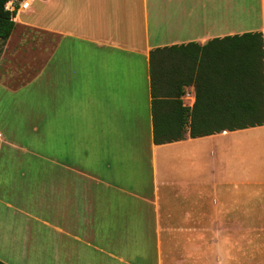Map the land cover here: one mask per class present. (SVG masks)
<instances>
[{
    "label": "crops",
    "instance_id": "0c3cea01",
    "mask_svg": "<svg viewBox=\"0 0 264 264\" xmlns=\"http://www.w3.org/2000/svg\"><path fill=\"white\" fill-rule=\"evenodd\" d=\"M18 6L0 42V261L264 264V125L156 144L149 79L154 48L264 32V0Z\"/></svg>",
    "mask_w": 264,
    "mask_h": 264
},
{
    "label": "trees",
    "instance_id": "16d2710c",
    "mask_svg": "<svg viewBox=\"0 0 264 264\" xmlns=\"http://www.w3.org/2000/svg\"><path fill=\"white\" fill-rule=\"evenodd\" d=\"M9 1L0 0V42L15 27ZM225 39L231 46L227 52H206L194 42L150 51L154 143L179 140L185 132L194 138L264 125V32ZM189 86L194 89L191 106L182 100Z\"/></svg>",
    "mask_w": 264,
    "mask_h": 264
},
{
    "label": "built area",
    "instance_id": "2783aa9c",
    "mask_svg": "<svg viewBox=\"0 0 264 264\" xmlns=\"http://www.w3.org/2000/svg\"><path fill=\"white\" fill-rule=\"evenodd\" d=\"M19 8L26 9L29 5V0H18ZM194 96V93H193ZM185 99H189L191 97L190 91L187 89L185 90L184 94L182 95Z\"/></svg>",
    "mask_w": 264,
    "mask_h": 264
},
{
    "label": "rangeland",
    "instance_id": "374dc122",
    "mask_svg": "<svg viewBox=\"0 0 264 264\" xmlns=\"http://www.w3.org/2000/svg\"><path fill=\"white\" fill-rule=\"evenodd\" d=\"M12 81V80H10ZM263 133L264 134V129H256L255 131H252V133ZM250 133V132H248ZM235 139H243V135H236ZM28 264H33V263H28Z\"/></svg>",
    "mask_w": 264,
    "mask_h": 264
}]
</instances>
